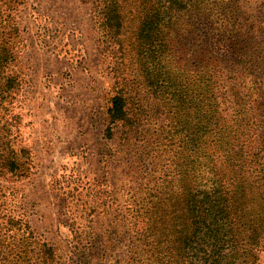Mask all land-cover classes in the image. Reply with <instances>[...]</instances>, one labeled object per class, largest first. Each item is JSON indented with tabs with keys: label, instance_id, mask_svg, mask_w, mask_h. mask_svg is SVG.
I'll return each instance as SVG.
<instances>
[{
	"label": "rangeland",
	"instance_id": "1",
	"mask_svg": "<svg viewBox=\"0 0 264 264\" xmlns=\"http://www.w3.org/2000/svg\"><path fill=\"white\" fill-rule=\"evenodd\" d=\"M0 10L19 81L0 104L18 163L0 172V222H17L0 230L5 242L28 237L32 255L46 241L54 264H169L167 232H149L169 222L165 193L188 172L244 187L264 212V0L176 12L151 68L160 86L141 73L130 16L110 37L93 0H0ZM118 91L126 119L109 124ZM252 249L246 264H264V233Z\"/></svg>",
	"mask_w": 264,
	"mask_h": 264
},
{
	"label": "trees",
	"instance_id": "2",
	"mask_svg": "<svg viewBox=\"0 0 264 264\" xmlns=\"http://www.w3.org/2000/svg\"><path fill=\"white\" fill-rule=\"evenodd\" d=\"M198 1L93 0V11L96 13L97 24L110 37L120 34L129 16V20L135 21L134 50L139 68L141 73L145 72L151 85L160 86L164 83V78L157 72L151 76V68L165 53L166 27L174 23L176 12L198 4ZM8 34L0 30V104L18 81L16 75L7 72L9 64L15 60L13 44L8 39ZM207 91L206 80V98ZM177 97L179 99L180 96ZM107 114L109 124L126 119V98L120 91L111 96ZM212 119L213 116L205 112L204 125L209 127ZM1 121L0 116V172L3 173L4 170L15 171L18 163L17 152L11 148L10 126L7 125L10 122ZM106 130L110 136V126ZM188 143L192 145L193 139ZM192 163L194 162L191 161ZM193 173L191 176L188 172L179 179V187L170 186L165 193L164 199L171 203L170 220L163 226L159 222L161 219H155L154 229L150 230L149 235H158L162 230L167 232L165 248L169 264H246L248 260L245 257L251 255L253 246L264 233V212L262 209L260 213L255 211L244 187L230 188L217 176L204 183L198 182ZM162 203L160 200L154 204L160 207ZM150 212H157L154 205L150 207ZM11 223L15 225L17 222L11 219L5 224L0 222V230ZM14 239L13 242H5L0 233V264H54V249L46 241L38 242L34 255H31L27 250L28 237L14 236Z\"/></svg>",
	"mask_w": 264,
	"mask_h": 264
}]
</instances>
